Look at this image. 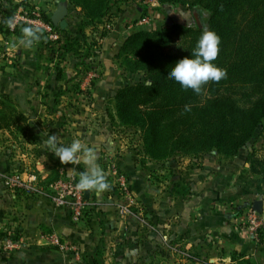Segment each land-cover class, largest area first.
I'll list each match as a JSON object with an SVG mask.
<instances>
[{
  "label": "crops",
  "instance_id": "obj_1",
  "mask_svg": "<svg viewBox=\"0 0 264 264\" xmlns=\"http://www.w3.org/2000/svg\"><path fill=\"white\" fill-rule=\"evenodd\" d=\"M61 2L67 6L68 27L76 30L81 22L79 8L71 7L67 0ZM57 4L46 5L49 17ZM139 5L144 4L119 0L110 11L112 28L100 38L96 58L99 78L89 88L87 101L78 93L87 80L78 74L68 82L75 75L77 60L73 56L57 69L39 42L25 49L12 47L11 41L13 60L0 58V93L12 99L24 118L20 126L0 129V244L5 230H13L24 241L5 254L0 248V264H92L97 253L102 264H201L203 258L228 264L231 253L242 254L252 264H264V245L253 242L239 227L249 194L243 160L204 158L201 167L191 170L180 164L171 174L162 172L163 180L156 182L151 167L141 163L112 122L115 115L110 97L125 84L123 76L131 74L123 71L116 54L127 22L140 15ZM85 32L89 34L88 27ZM130 76L141 77L136 73ZM44 132L56 134L65 146L79 139L93 147L97 163L112 184L117 178L114 172L123 174L142 213L138 216L140 209H136L131 215H120V193L110 187L112 191L95 193L98 210L87 220L71 221L65 209L51 202L50 184L45 179L56 171L60 176H75L78 166L84 171L86 166L82 162L61 164L43 145ZM5 174L24 181L34 175L40 191L10 188L3 180ZM181 177L185 178V190L175 194L173 184ZM253 194V200L258 199ZM236 206L239 213L233 209ZM52 233L75 250L49 244ZM173 247L186 250L187 256ZM190 253L196 260L191 261Z\"/></svg>",
  "mask_w": 264,
  "mask_h": 264
},
{
  "label": "trees",
  "instance_id": "obj_2",
  "mask_svg": "<svg viewBox=\"0 0 264 264\" xmlns=\"http://www.w3.org/2000/svg\"><path fill=\"white\" fill-rule=\"evenodd\" d=\"M68 1L71 7L79 8L81 22L76 30L69 27L61 30L57 27L61 36L56 41L48 39L42 30L39 43L57 69L68 56L76 58L75 75L68 79L69 82L82 70L97 67L99 41L108 32L104 25L110 21V11L119 0ZM157 1L158 7L155 8L139 5V16L155 10L161 13L170 11L169 15L176 13L180 19H171V25L163 21L154 29L145 27L124 33L116 58L124 72L140 74L141 78L117 89L112 100L116 116L112 122L115 124L117 118L120 125L136 129L143 157L160 164L176 157L202 159L209 153L232 159L258 132L263 140L260 157L251 148L245 162L253 172L263 174L264 178V0ZM19 5L28 11L34 8L25 0H0V52L3 60H13L3 41L10 35L20 38L21 29L31 25L20 21L10 30L3 22L14 17ZM175 5H178V9ZM188 10L190 21L186 19L188 15L185 12ZM193 10L199 13L201 28L193 19ZM40 12L46 22H51L44 10ZM87 27L89 34L85 32ZM205 27L215 31L221 38L219 55L213 63L225 69L227 75L219 82H208L201 93L196 94L169 79L168 72L179 59L191 58ZM97 32L98 36L95 34ZM56 79H60L59 74ZM237 84L240 85L239 89L250 85L251 92L246 94H258L259 97L240 103L238 98L242 94L235 90ZM204 91L205 95L202 96ZM186 105L190 111L184 110ZM23 119L12 99L0 93V129L20 126L19 122ZM192 168L188 166V169ZM82 171L84 169L78 166L75 181L78 182ZM60 177L56 171L49 179H45V183L51 184ZM155 178L159 179L158 176ZM174 187L175 194L184 192L185 178L177 180ZM95 193L94 190L89 192L93 205L85 211L83 219L87 220L92 212L98 210ZM257 237V244L264 245V229L258 230ZM98 255L93 257L92 264H102ZM231 261L233 263L228 264H252L238 253H231Z\"/></svg>",
  "mask_w": 264,
  "mask_h": 264
},
{
  "label": "built area",
  "instance_id": "obj_3",
  "mask_svg": "<svg viewBox=\"0 0 264 264\" xmlns=\"http://www.w3.org/2000/svg\"><path fill=\"white\" fill-rule=\"evenodd\" d=\"M146 4H150L152 6L158 5L157 0H145ZM15 25L20 21H25L29 24L38 25L45 33L48 39L52 41H56L60 38L61 33L57 26H54L51 22H46L41 15L40 9L33 8L30 11H21L18 10L14 14ZM153 17L152 15H143L138 16L127 22L125 26V32L130 31L132 29H141L146 26L152 24ZM102 27V26H101ZM104 28L111 29L112 23L106 22ZM13 30V28H9ZM98 69L92 67L86 73L87 80H93L97 78ZM117 177L118 185L116 186L118 191L121 193L122 201L117 203V209L120 215L125 216L127 214H132L131 206L137 207L134 198L132 197L129 188L127 187L125 178L123 174L114 172ZM4 182L13 189H22L24 191L30 192H38L40 191L37 188L36 177L34 175L30 176L27 181L21 180L16 175H3ZM75 181L73 175L61 176L58 180L51 183L49 185V197L51 202L55 207L65 209L71 221L78 222L84 218L85 211L93 205L90 197L88 199L85 198L83 191H78L75 188ZM140 208H138L139 211ZM142 213L140 209L139 214ZM239 227L242 230V233L248 236L253 242L257 244L258 230L264 229V220L261 215L252 210L251 208L242 212L240 217ZM23 239L18 237L13 230H5L2 235V242L0 244V248L2 253H8L13 251L14 249L19 248L23 244ZM49 244L57 246L61 250H66L70 248V250H75V247L71 244L66 243L65 241H61L59 237H57L54 233L49 236ZM181 255L187 256L186 250H178V247H173ZM189 256V255H188ZM205 264H221L219 261H211L207 260Z\"/></svg>",
  "mask_w": 264,
  "mask_h": 264
},
{
  "label": "clouds",
  "instance_id": "obj_4",
  "mask_svg": "<svg viewBox=\"0 0 264 264\" xmlns=\"http://www.w3.org/2000/svg\"><path fill=\"white\" fill-rule=\"evenodd\" d=\"M3 22L9 28H14L16 23L14 17ZM21 33V37L12 43V47L31 49L42 38V29L36 24L23 27ZM220 43L221 38L215 31L203 28L191 58L184 57L176 61L168 72V78L179 83L183 89H191L196 94H200L208 82H219L226 78V70L213 63L219 55ZM184 110L190 111V107L186 105ZM43 135L47 137L42 140L43 145L59 158L61 164L82 162L86 166V170L79 173L78 182L75 184L76 190L83 192L94 190L97 195L110 190L107 174L97 163V153L93 147L85 146L79 139H74L70 145L65 146L58 142L56 134L49 135L44 132Z\"/></svg>",
  "mask_w": 264,
  "mask_h": 264
},
{
  "label": "rangeland",
  "instance_id": "obj_5",
  "mask_svg": "<svg viewBox=\"0 0 264 264\" xmlns=\"http://www.w3.org/2000/svg\"><path fill=\"white\" fill-rule=\"evenodd\" d=\"M14 1L15 2H18L20 0H14ZM26 1H28V2H30V4L34 5V8H38L40 10L46 11L47 10L46 5H50L51 7H53V5L55 3H62L61 1H63V0H25V2ZM140 1H141V3L143 2L144 5H147L149 8L158 7L157 4L155 6H152L150 4H146L145 3V0H140ZM67 4H70L68 0H67ZM175 7H178V5H175ZM18 10L28 11V9H24L22 5H19L18 6V8L16 9V12ZM150 12L151 13L148 14V15H152V17H153L152 24L146 26L145 29H154V28L160 26L163 21H166L167 18H169L170 20L171 19L172 20L180 19V16L178 14H176V13H172L173 15L172 14L169 15L170 14V11L168 13H161L160 11H156V10L155 11H150ZM185 13H187V15H188L186 19L190 21L191 20V16H190L189 10L187 12H185ZM1 17H2V13L0 12V18ZM202 19L204 20L205 17H202ZM16 40H18L17 37H14L13 35H10L6 39V41H3V44L6 45L8 47V51H10L9 48H11L10 47V45L12 43L11 41L14 42ZM11 53L12 52L10 51L8 54L9 55H12ZM2 57H3V54L0 52V58H2ZM95 68L98 69V66L95 67ZM89 69L82 70L81 75L83 76L82 78L84 79V82H86V80H87L86 79L87 78L86 77V73L89 71ZM98 75H99V73H98ZM126 75L123 76L124 79H122V81L125 82V83H133V82H135V81H137V80H139L141 78V77H138L137 78L136 76H130V75L126 76ZM98 78H99V76L97 78L93 79V80H87V84H86L84 90H82L81 92H78V93H81L82 99L84 101L85 100L87 101V99H89V97H88V93H89L88 90L91 87V85H93L97 81ZM239 86L240 85L237 84L235 86V90L238 91L239 94L240 93L242 94L238 98L239 101H240V103H241V101L244 102V103H246L248 101L254 100L256 97H259L258 94H249V95L246 94V93H250L251 92V91H249L250 89L248 87L250 85H248L246 87H241L240 89H239ZM116 92H117V90L110 97L111 100H114V97H115ZM78 93H76V94H78ZM204 95H205V91L202 93V96H204ZM71 99L74 100V95H71ZM115 125L117 127L118 134L120 135V137L124 138L125 141L128 143L129 147L132 148L135 151V153L139 157V160H144V162H146V165L148 167H151V172L153 171L151 177L156 182H160L161 183V181L163 180V173L162 172H167L168 171L171 174V171L176 170L177 169V166L180 165V164L185 167V170L186 169L187 170H191V169H188V166L191 165L193 168H199V167L202 166L201 165V161L204 158H210L211 160H215L217 162L218 161L220 162V160H231V159H223V158L217 156L215 153H209V154L204 155L202 157V159H192L191 157H182V158L176 157L174 159L168 160L164 164L156 163L153 160H149V159L143 157V153L141 151V142L139 140V134L135 132L136 129H134L131 126H128V128H127V127H124V126L120 125V123H119V121H118L117 118H115ZM262 145H263V140H262V138L259 136V134L257 132L255 134V136L249 141V143L244 148H242L239 151L238 155L236 157L232 158L233 160L234 159H236V160L237 159L238 160L240 159V161L243 160V168L246 169V170H243V175H244L243 180L245 181L244 183L246 184V188H247L249 194L247 195L248 196V198H247L248 200H247L246 206H244L245 209H243V211H245V210H247V209L250 208L251 203L253 201V197L255 196L253 193H256V197H258V199H261L262 196H263V194H264V178H263V174H258V173L253 172L251 170L249 164L245 162L246 154L249 152V150L251 148L252 149H255L256 150V156H259L260 157L261 150H262ZM185 172L187 173V171H185ZM113 174L115 176V173H113ZM156 176H158L159 179H156L155 178ZM107 180H108V183H109L110 182V178L108 179V177H107ZM115 181L116 182L113 183L114 185L112 184V182H110L113 185L111 187L113 188V190H115V191L117 190L118 191V189H115V186H116L115 183H117V178H115ZM110 191H112V189H110ZM120 196H121V193H120ZM237 207L238 206H236V207L233 208L234 211L239 210ZM130 208H131L132 213L133 212H137L136 209H138V207L131 206ZM127 215H131V214H127ZM191 255H192L191 259L192 260L193 259L196 260L194 253L191 254ZM205 260L206 259L203 258V260H199V262L201 264H205L206 263Z\"/></svg>",
  "mask_w": 264,
  "mask_h": 264
},
{
  "label": "water",
  "instance_id": "obj_6",
  "mask_svg": "<svg viewBox=\"0 0 264 264\" xmlns=\"http://www.w3.org/2000/svg\"><path fill=\"white\" fill-rule=\"evenodd\" d=\"M67 6L63 3L57 4L56 8L52 12L50 16L51 23L54 26L59 27L61 30H65L68 27V22L66 20L67 17ZM192 16L198 27H202V23L199 17V13L197 10L192 11ZM168 25H171V20L169 18L166 19ZM84 196L86 199L89 198V192H84ZM250 208L261 215L264 220V194L261 199H255L252 201Z\"/></svg>",
  "mask_w": 264,
  "mask_h": 264
}]
</instances>
